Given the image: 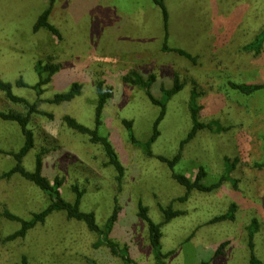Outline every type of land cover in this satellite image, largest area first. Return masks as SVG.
Masks as SVG:
<instances>
[{"label": "rangeland", "instance_id": "374dc122", "mask_svg": "<svg viewBox=\"0 0 264 264\" xmlns=\"http://www.w3.org/2000/svg\"><path fill=\"white\" fill-rule=\"evenodd\" d=\"M49 3L0 0V78L12 84L15 95L32 103L42 100L38 109L53 115L31 117L28 127L36 145L24 157L26 169H35L36 155L45 149L43 174L52 181L63 179L60 191L67 201L76 199L73 186L85 189L80 208L94 212L102 229L118 206L110 237L138 264H156L148 224L138 215L140 203L156 223L164 222L163 208L183 211L162 225L165 264H249L248 227L254 218L260 226L254 238L256 255L264 264V168L255 166L264 162V89L246 95L231 86L264 84V43L259 53L245 49L264 30V0H165L167 30L163 10L154 0H56L49 21L61 38L44 28L34 30ZM167 32L168 45L188 51L195 62L162 50ZM38 62L60 65L40 95L34 87L40 79ZM134 70L145 78L156 75L151 90L158 98L162 87H172L176 74L184 84L167 100L150 154L146 142L161 107L144 89L123 81ZM20 79L27 85H18ZM98 82L112 93L99 127ZM74 83L82 89L72 100L48 101ZM195 86L200 119L214 128L199 131L182 148L193 125L189 104ZM9 111L26 113L24 105L0 90V112ZM66 115L108 137L125 169L121 182L102 145L68 127ZM123 120L133 122L139 144L131 140ZM23 143L19 124L0 116V151L18 152ZM179 152L173 167L161 159L173 160ZM15 164L12 155L0 152V264H20L23 256L29 264H127L102 235L84 221L68 219L64 211L50 214L26 237L5 241L21 223L4 217V209L29 219L51 201L20 174L2 178ZM201 166L207 172L206 185L229 178L211 191L193 190L182 200L186 189L173 174L195 179ZM232 203L237 205L234 220L211 222ZM224 241L228 245L215 257Z\"/></svg>", "mask_w": 264, "mask_h": 264}, {"label": "trees", "instance_id": "16d2710c", "mask_svg": "<svg viewBox=\"0 0 264 264\" xmlns=\"http://www.w3.org/2000/svg\"><path fill=\"white\" fill-rule=\"evenodd\" d=\"M56 0H50L49 6L45 11L41 14V16L38 18L34 30L38 31L41 28H44L48 30L50 33L53 35L57 36L58 38H61V33L59 29L52 24L49 21L50 15L52 13L54 3ZM157 5H159L164 14L165 18V27L167 30V25H168V10L165 4V0H154ZM264 43V30L255 37L254 41L251 42L250 44L245 46V49L250 51L254 50L256 53L261 52L262 46ZM162 50L165 52H176L179 55L191 60V61H196V57L193 56L191 53L184 49H179V48H173L168 45V32L166 33V40L162 46ZM37 72L39 74V81L38 83L34 86L38 95L42 94L43 88L42 86L49 83L52 79V76L60 69L59 64L55 63H42L38 62L36 65ZM47 74L45 77L44 74ZM156 75L155 74H150L147 78H145L143 75H141L138 71H131L123 76V81L136 85L141 87L142 89L145 90L146 95L149 97V99L152 101V103L157 104L161 107L160 114L158 118L156 119L153 127V134L150 137V139L146 142V149L147 152L150 154L151 153V144L157 139L159 136V124L161 120L164 118L166 114V103L167 100H169L173 95H175L177 92H179L184 84L181 82L179 75H175L174 80H173V85L171 88H165L162 87V97L158 98L156 97L151 90L152 84L156 81ZM18 85H27L22 79L17 81ZM231 86L240 92L250 95L260 89H264V84H238V83H231ZM82 86L79 83H74L71 87V89L67 92L63 93H57L54 95L53 98L49 99L48 101L51 103H56L60 104L65 101H70L72 100L76 95L81 93ZM0 90L4 92L5 96L12 102L14 103H19L24 105L26 109V113L22 112H16V111H9V112H0V116L4 120H9V121H14L19 124L22 130V134L24 136V143L23 146L20 148L18 152H5V151H0L2 153H6L9 155H12L15 160L16 164L8 171L4 172L2 174V178H7L9 179L12 177L14 174H20L23 178L26 180L34 183L37 187H39L44 193L48 194L50 197V204L45 207L43 210L39 212H35L32 214V217L29 219H23L20 216L12 213L9 209H4L2 212V215L6 217L7 219L13 220V221H18L21 223V227L16 230L14 233L8 235L5 238V241H12L16 240L18 238H24L26 237L27 233L36 227L38 224H42L45 222L47 217L52 214L55 211H64L66 213V216L68 219H76L80 221H84L89 229L93 232H96L100 235H102L103 241L105 244L111 249L112 253L120 256L122 260L127 263V264H138L135 260L132 259V257L125 251L127 248L122 249L119 251L120 247L117 242L111 239V230L115 224V222L118 219L119 215V207L117 206L112 215L109 217L107 220L106 226L104 229H102L96 221V215L94 212H84L81 210L80 205L82 201V197L85 194L86 190L85 189H80L77 185L73 186V191L76 193V199L74 202L67 201L63 198L62 193L60 191V188L63 185V179L60 178L59 176H56L54 180H50L48 177H46L43 174V166H44V158L43 155L46 153L45 149H42L39 153L36 155V165L35 169L33 171H30L26 169V167L23 164L24 157L33 149L35 148L36 141H35V135L32 129L28 127L31 117L34 114H43V115H48L52 117L53 115L51 113H44L39 107V103L42 100H38L34 103L30 102L26 98L17 96L13 93L12 90V84L10 82H5L0 78ZM97 93H98V101L96 105V124L99 127L102 123V115H103V110L104 107L108 101L109 98H111L112 93L110 91L104 90V85L103 82H98L97 83ZM199 92L197 91V87L195 86L192 90L191 94V100L189 104V109L191 113V119H192V128L187 136L186 139L183 140L182 142V148L183 146L188 143L191 139H193L196 134L203 130V129H209L212 130L214 128L212 123H205L202 122L200 119V110L201 106L197 103V98L199 96ZM64 122L68 127L71 129L82 133L86 134L90 137V141L93 143L101 144L104 151L106 152V155L109 158V165H112L115 167V169L118 172L117 179L119 182L122 181L123 175H124V166L121 163L119 156L108 139V137L100 135L98 131V127L95 129H91L88 126L80 123L77 121L74 117L66 115L63 118ZM125 126L130 130L131 132V140L135 144H139L137 139L135 138L132 128H133V122L130 120H123ZM218 130H221V128H218ZM263 143H264V137H263ZM264 148V144H263ZM181 157V152H179L173 160H169L165 157H161L162 160L168 161L169 164L173 167L174 164L180 159ZM226 162L229 163L230 159L225 158ZM233 167L235 164H231ZM256 167L258 168H264V162L263 163H256ZM233 169L232 167L230 170ZM207 176V172L203 166L199 168V171L197 173V176L195 179H191L188 176L184 174H178L174 173L173 177L174 179L177 180L178 183H180L182 186L185 187L186 189V195L183 196L181 199L186 200L190 193L193 190H199V191H211L215 189L217 186H219L222 181L225 179L229 178L227 176H223L220 178V180L212 185H206L204 183V178ZM234 180V184L236 185V180ZM237 205L235 203H232L226 213H223L221 215H218L214 217L211 222H218L222 220H227L235 219V212H236ZM162 211L165 214L164 217V222L162 223H156L153 221L148 213V207L140 203L139 205V217L145 220L148 224L149 227V239L151 242V246L153 248V254L156 259V264H165L164 259L166 258L167 254H164L162 252V245H161V239L163 236L162 233V225L166 223L167 221L171 220L173 217L180 215L183 213L181 210H175L172 208V206H169L168 208H163ZM259 221L258 219H253L251 224L248 227V247L250 250V260L249 264H263L261 260L257 257L256 255V250H255V243H254V238L255 234L259 230ZM229 241H224L220 244V246L217 248L215 252V257L218 255H221L223 253V249L228 245ZM98 245V244H97ZM20 264H29L28 263V258L26 256H23L22 261ZM202 264H210L209 261H203Z\"/></svg>", "mask_w": 264, "mask_h": 264}]
</instances>
